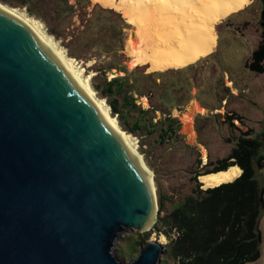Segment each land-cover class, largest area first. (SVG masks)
Instances as JSON below:
<instances>
[{"label": "water", "instance_id": "95a60500", "mask_svg": "<svg viewBox=\"0 0 264 264\" xmlns=\"http://www.w3.org/2000/svg\"><path fill=\"white\" fill-rule=\"evenodd\" d=\"M147 181L51 52L0 10V264H163L158 238L130 261L116 252L123 232L157 222Z\"/></svg>", "mask_w": 264, "mask_h": 264}, {"label": "rangeland", "instance_id": "374dc122", "mask_svg": "<svg viewBox=\"0 0 264 264\" xmlns=\"http://www.w3.org/2000/svg\"><path fill=\"white\" fill-rule=\"evenodd\" d=\"M70 1L83 7L89 1V7L83 8L84 11L91 12L95 7L97 10L103 7L119 14L113 15L114 20L108 22L111 26L109 29H114L115 33H99L102 36L93 34L98 29L97 24H94L88 34L74 37L76 35H72L71 28L66 26L67 18L62 20L64 24H56V20L52 22L56 29L55 34H52L41 20L47 32L75 59L84 74L91 75L93 86L101 81L103 76H96L101 71L108 78L129 75L132 80L141 77V73L159 72L160 78L156 80L158 85L152 90L154 103L164 104L165 111H171L172 116L177 117L181 123L179 136L171 137L166 142L161 141L157 133H130L154 172L159 216L152 229L125 231L116 244L118 256L124 261H130L147 241L158 238L166 245L162 263L174 264L176 260L170 253L173 240L160 229L171 231L173 237L174 231L170 225L161 224L160 217L171 213L187 197L194 195L199 184L203 190L214 187L204 184L201 177L207 174L202 173L221 164L230 155L239 137L252 133V136L261 134L264 138V73L252 70L249 66L255 52L250 42L255 40H247L239 32L245 16L244 8L216 24L217 46L209 55L183 68L151 71L148 64L133 63L128 45L136 36L135 26L127 21L123 12L93 0ZM15 7L27 13L26 8ZM76 21L79 23L77 16L74 17ZM139 103L146 108L150 106L147 97H141ZM193 104H197L199 109L193 116L195 135L191 137L186 130L185 116ZM162 115V111L157 110L155 120ZM229 116L233 119L230 120ZM239 175L226 182L233 181ZM258 177L264 185V166ZM161 201L164 202L162 212ZM259 229L262 238L260 257L245 264H264V208L259 218Z\"/></svg>", "mask_w": 264, "mask_h": 264}, {"label": "trees", "instance_id": "16d2710c", "mask_svg": "<svg viewBox=\"0 0 264 264\" xmlns=\"http://www.w3.org/2000/svg\"><path fill=\"white\" fill-rule=\"evenodd\" d=\"M0 1L12 7L26 8L30 16L45 22L52 34L56 31L52 22L56 20V24H64L62 20L67 18L66 26L71 28L74 37L88 34L94 24L98 26L94 35L108 31L109 34L115 33L114 29H109L108 22L114 20L113 15H119L103 7L84 11L83 8L89 7V1L85 7L70 0ZM75 16L79 23L74 22ZM249 66L264 73V50L254 52ZM100 75L103 77L94 88L99 96L106 98L124 131L134 135L157 133L163 142L179 136V119L173 117L171 111L167 113L164 104H155L152 97V90L158 85L156 80L160 78L159 72L141 73L142 76L134 80L129 75L108 78L104 71L96 76ZM141 97L148 98V108L139 103ZM157 110L163 115L155 120ZM263 144L261 134L245 133L239 137L230 155L202 174L227 170L231 165H239L242 174L233 181L205 190L199 184L194 195L187 197L171 213L160 217L159 222L170 225L174 231L173 237L171 231L160 229L173 240L170 253L176 260L174 264H245L260 257L259 218L264 208V185L256 176L254 164L260 168L264 166ZM160 204L162 212L164 202Z\"/></svg>", "mask_w": 264, "mask_h": 264}, {"label": "bare ground", "instance_id": "6f19581e", "mask_svg": "<svg viewBox=\"0 0 264 264\" xmlns=\"http://www.w3.org/2000/svg\"><path fill=\"white\" fill-rule=\"evenodd\" d=\"M104 6L114 7L135 26V38L129 42V54L134 64H148L149 70H166L186 67L209 55L217 46L215 26L222 19L242 10L249 0H93ZM0 10L22 22L55 57L80 90L96 106L106 122L144 172L153 193L157 192L154 172L138 150L135 137L124 131L112 114L105 98L100 97L91 83V75H85L78 63L67 54L44 23L19 7L0 1ZM199 109L193 104L185 116L186 130L194 137L192 121ZM238 165L227 170L201 177L206 186H216L238 176ZM157 196V193H156ZM155 209L152 213L155 218ZM152 229V228H151ZM163 242V241H162Z\"/></svg>", "mask_w": 264, "mask_h": 264}, {"label": "flooded vegetation", "instance_id": "af4514ba", "mask_svg": "<svg viewBox=\"0 0 264 264\" xmlns=\"http://www.w3.org/2000/svg\"><path fill=\"white\" fill-rule=\"evenodd\" d=\"M244 13L239 32L247 40H255L250 42L255 47V51L264 50V0H249L244 7ZM254 35L257 37L254 38Z\"/></svg>", "mask_w": 264, "mask_h": 264}, {"label": "crops", "instance_id": "0c3cea01", "mask_svg": "<svg viewBox=\"0 0 264 264\" xmlns=\"http://www.w3.org/2000/svg\"><path fill=\"white\" fill-rule=\"evenodd\" d=\"M240 175H241V173H240ZM240 175H239V176H240Z\"/></svg>", "mask_w": 264, "mask_h": 264}]
</instances>
